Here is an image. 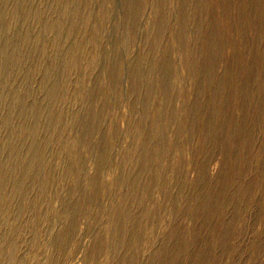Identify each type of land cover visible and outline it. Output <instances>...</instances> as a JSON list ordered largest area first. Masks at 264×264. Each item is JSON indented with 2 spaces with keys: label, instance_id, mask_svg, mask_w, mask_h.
I'll return each instance as SVG.
<instances>
[{
  "label": "rangeland",
  "instance_id": "obj_1",
  "mask_svg": "<svg viewBox=\"0 0 264 264\" xmlns=\"http://www.w3.org/2000/svg\"><path fill=\"white\" fill-rule=\"evenodd\" d=\"M0 264H264V0H0Z\"/></svg>",
  "mask_w": 264,
  "mask_h": 264
}]
</instances>
